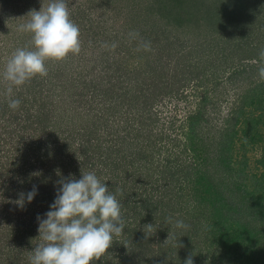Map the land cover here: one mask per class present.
Returning <instances> with one entry per match:
<instances>
[{
    "label": "trees",
    "instance_id": "16d2710c",
    "mask_svg": "<svg viewBox=\"0 0 264 264\" xmlns=\"http://www.w3.org/2000/svg\"><path fill=\"white\" fill-rule=\"evenodd\" d=\"M0 2L2 4V0ZM242 4L239 6L245 10ZM245 12L249 17L244 19L248 21L236 25L233 23L234 15L218 14L209 21L216 26L219 35L229 41L228 44L232 43L230 53L219 50L216 57L230 64L228 68L233 72V79V74L254 78L258 70L256 61L259 60V52L264 49L262 37L258 39L259 43L253 44L258 52L254 51L253 56L246 57L245 61L242 59L249 49L244 51L243 47L253 40L245 43L247 29H254L253 26L257 24L255 19L262 21L261 25L264 23V11H253L252 15ZM168 17L178 20L174 15ZM29 34H23L24 45L18 40L14 46L24 47L26 35ZM83 38L84 33L81 32V52L78 55L70 54L60 62L47 61L46 77L37 76L14 90L13 98L21 101L16 110L8 106L7 84L2 75L7 59L0 56V128L8 130L0 131V264H30L31 252L41 243L37 217L46 219L45 213L56 198L59 181L69 178L70 174L80 179L81 170L94 171L117 195L125 220L124 233L114 237L108 252L95 264H184L189 255H192L194 264H264V169L256 172L253 178H243L250 167L247 162L249 151L260 146L264 154V82L259 79L245 82L243 92L237 91L239 97L225 111L220 109V105L228 95L222 94L223 98H219L218 92L210 96L209 90L200 91L203 94L198 109L187 117V129L185 123L180 127L182 135H186L189 141L185 151L193 156L190 166L185 163V167H189L185 174L187 199L176 202L168 195L172 190L170 176L179 173L171 170L180 166L179 159H172L168 155L164 163L154 165V154L159 151L157 147L164 148L168 143L173 148L176 145L173 137L161 131L156 133L157 138L153 141L148 139L145 145L137 143V147L138 138L143 136V127L138 128L137 136L131 137L132 141L118 138L122 133L119 124L113 131L105 127L108 131L105 133L102 127L104 117L84 110L83 106L91 104L88 99L91 89L96 90V96H110L108 91L99 89L98 80L81 66L84 59L93 61L92 58H103L98 53L99 48L92 56L87 55L84 50L95 47L85 44ZM97 39L102 42L100 37ZM147 40H150V36ZM31 47L27 49L33 50ZM156 47L152 44V48ZM234 47H241L242 50L233 52ZM179 56H182L181 51ZM212 58L210 55L207 59L202 57V61L190 59L191 62L187 61L183 70L197 72L198 68L206 66L205 63H213ZM132 59L129 56V59L123 57L114 60L111 67L118 73L117 79L123 77L130 80L125 88H137L139 91V83L142 84L141 94L135 98L142 100L143 107L138 113L143 121L142 126H145L143 113L150 114L159 97L182 86L185 75L183 73L180 79L177 74L172 75L170 72L178 69L169 63V66L159 68L150 66L144 71L138 66L137 70ZM136 74L141 76V82L135 79ZM206 107L211 108L209 115L214 113L211 115L212 123L206 117ZM70 108H75V113ZM74 114L85 117L83 126L70 127L62 122L66 120L65 123H70ZM90 118L93 123L89 122ZM148 131L150 135L153 132ZM107 136L108 139L112 138L109 136H116L114 142V137L105 142ZM166 138L169 140L167 143ZM174 138L179 140L177 135ZM119 141H123V145L118 146ZM10 142L13 143L14 154L17 150L22 151L13 163L14 172L9 169L8 159H4L8 158L7 144ZM17 142H21L23 147H18ZM152 143L154 150L148 151ZM121 150L125 153H121ZM167 150H170L168 146ZM239 151L241 154L238 155ZM142 160L143 165L139 167ZM260 161L264 165V158ZM156 173L158 176L155 177ZM34 187L37 194L32 202L25 200L24 206L20 207L17 204L20 194H27ZM168 200H172V204L167 203ZM168 217L172 218L171 224L166 223ZM176 220H183L190 227L187 230L176 229ZM147 224H157L158 234L147 233L149 237L146 238L143 228ZM169 233L174 234L183 246L178 248L172 242L165 243Z\"/></svg>",
    "mask_w": 264,
    "mask_h": 264
},
{
    "label": "rangeland",
    "instance_id": "374dc122",
    "mask_svg": "<svg viewBox=\"0 0 264 264\" xmlns=\"http://www.w3.org/2000/svg\"><path fill=\"white\" fill-rule=\"evenodd\" d=\"M241 2L245 10L242 9V6H239ZM42 3L46 7L48 0H2V4H7V6L4 7L0 2V31L3 30L5 32L0 33V56L3 57L2 59L8 60L17 48L23 47L14 46L17 44L16 41L18 40L24 45L22 39H24L23 34L25 33L19 31V25L25 23L29 19V17L25 16L30 10L35 9L39 11L42 7ZM191 4H193V7ZM68 6L71 19L77 22L76 24L79 26L80 33H84V43H88L95 47L90 50L85 49L84 51L87 52V55L92 56L94 51L99 48L98 53H101L100 55L103 56L101 59L99 57V60L92 58L93 61L84 59V65L81 66L85 68V72L88 70V72L98 80L97 82L100 84L99 89L108 91L107 93L110 96L109 98L103 95L102 97L96 96V90L94 91L91 89L88 92V99L91 100V104L88 103L83 106L84 110H91V113L95 112L104 117V124L102 127L105 133L108 132L105 127L108 126L111 128L109 130L113 131L119 124L122 133L118 138L124 137L132 141L131 137L133 135L137 136L138 128L143 127V136L138 138L136 142L137 147V143L145 145L148 139L153 141L154 138H157L156 133H161V131H163L164 134L166 132L165 135H171L176 145L172 148L167 143L169 140L166 138L165 142L170 150H167V146L164 148L157 147L159 151L154 154L156 158L153 157L150 161L153 162L155 158L156 164L154 163V165H159V162L164 163V159L168 155H170L172 159H179L180 166L171 170L179 171V173L176 176H170L172 177V190L171 194L168 193V196L176 202L179 200L185 201V199H187L185 197L187 189L185 174L189 169V167L188 169L187 166L185 167V163L190 166L192 161L191 156L193 155L191 152L185 151L187 147L186 144L189 141L188 138H185L186 135H182L180 127L185 123L187 129V117L191 112L198 109L203 94V92L200 91H204V89L209 90L211 92L210 96L212 94L216 95L218 92V95H220L219 98H223L222 94L224 96L228 95L220 105V109L225 111L229 105L239 97L236 94L237 91L243 92L244 85L246 86L245 82L248 83L253 79L256 81L259 79L258 70L255 71V76L252 79L248 75L239 74H233L235 79L231 77L233 72L231 68H228L230 64H228L225 59L220 57L217 58L216 55L219 50H226L227 53H230V51H232V43L230 41L231 44H228L229 41L225 37L220 36L216 30V26H213L209 21L211 17H218V14H226L235 16V20L233 21L235 25L238 22H247L248 20L244 18L249 17V15L247 14L246 16L245 11L251 15L253 11L257 13L260 11L263 12L264 0H68ZM220 9L223 10L218 11ZM257 13L254 14L257 15ZM170 15L177 16L178 20L171 19V17H168ZM255 21L257 23L256 26H253L254 22L251 24L254 29H247L251 32L246 31L247 37L244 39L245 43L253 40L246 43V46L243 47L244 51L249 48L247 52L244 53V56H242L244 61L246 57H252L254 51L255 53L258 52L256 48H253V44L259 43L260 41H258V39L261 40V38L264 37V23L261 25L262 21L256 19ZM11 29L13 31H10ZM7 31H9V34H6ZM131 33H138V36H132L130 35ZM148 36H150L151 51L138 50L141 46V41H148ZM26 37V45L23 48H32L31 34H29V36L26 35ZM98 37L102 39V42L97 39ZM113 44L116 45L114 49L112 48ZM152 44L158 47L152 48ZM240 46L242 47V45ZM241 47H234L233 52H237L238 49L242 50ZM179 51H181L182 58L179 56ZM133 54L134 57H131ZM210 55L214 57L212 58L213 63H205L206 66L200 69L198 68L197 72H192L190 69L183 70L187 61L191 62L190 59H192V61H202V57H206L207 59ZM129 56L130 59L133 58L132 61H134L137 70L138 66L144 71L147 70L145 68L150 66L159 68L162 66H169V63L171 66L178 69L176 71L174 70V72H170L172 75L177 74L178 79L182 78L183 73L185 75L184 84L182 85L181 82H178L182 86L163 94L162 97H159L156 101L155 99H151L155 102L151 108L150 114L148 113L145 115L143 113L145 126H142L143 121L138 113L140 112L139 109L143 107L142 100L135 98V96L141 94L142 84L139 83V91L137 88L133 90L125 88V85H127L130 80L127 81L123 77L117 79L116 75H118V73L114 72L111 67L114 60L123 57L129 59ZM178 59L181 61H178ZM5 65L6 64H4V67ZM79 69H81V67H79ZM156 74L158 75L159 73L156 72ZM140 77L141 76L137 74L135 75V79L137 80L138 78L141 82ZM172 78L176 80L174 77ZM248 79H250V81H248ZM178 88H180V90L176 91ZM1 91L2 89H0V93H2ZM83 107L81 109H83ZM206 109V117L209 119V122L212 123L211 115H214V113L212 112V114L209 115L211 108L206 107ZM71 111L75 113V108L71 109ZM155 113H157V115ZM83 118L85 117L74 114L72 119L70 118V123H65L66 120L62 122L66 126L79 127L83 126L86 122ZM89 122L93 123L94 121L92 122L91 119ZM206 129L207 128H205V130ZM148 130L153 131L151 135L148 133ZM0 131L8 130L6 128H0ZM127 131L131 132L126 133ZM123 135H126V137ZM176 135L179 140L174 138ZM109 137H114L113 139L111 138L114 142L116 136ZM111 139H108L107 136L104 141L109 142ZM7 145L8 158L5 157L4 159H8L9 169L14 172L13 163L16 162L17 154H20L22 151L17 150L14 154L12 152L13 143L10 142ZM16 145L18 147H23L21 142H17ZM108 145H110V143ZM120 145H123V141L118 142V146ZM144 148H146V146H144ZM262 149L263 148L259 146L258 149L254 148L249 151L247 162L250 164V167L246 169L248 172L245 171V176H243V178H253L256 172L263 171L264 165H262L263 163L260 161V159L264 158ZM153 150V143L151 145L149 144L148 151ZM121 153H125V151L121 150ZM239 154H241V151L238 152V155ZM142 163L143 160L139 164V167H142ZM160 171H162L161 168ZM156 176H158L157 173L155 174V177ZM173 193H176L175 196H173ZM172 200H168L167 203L172 204ZM153 220H155V215L153 216ZM155 222H158V220ZM156 227L157 224L154 225V228Z\"/></svg>",
    "mask_w": 264,
    "mask_h": 264
},
{
    "label": "clouds",
    "instance_id": "9594fccd",
    "mask_svg": "<svg viewBox=\"0 0 264 264\" xmlns=\"http://www.w3.org/2000/svg\"><path fill=\"white\" fill-rule=\"evenodd\" d=\"M25 17L29 19L19 25V31L31 34L33 50L17 48L2 73L7 84L8 106L13 110L21 104L13 98L14 90L37 76L46 77L47 61L60 62L70 54L81 52L80 29L70 17L68 0H48L46 7L42 3L39 11L32 9ZM130 35L138 36V33ZM115 47L113 44L112 48ZM141 49L151 51V42L141 41L138 50ZM256 63L259 80L264 82V49L259 52ZM59 185L56 198L45 213L46 219L37 217L41 243L31 252L30 264H95L108 252L114 237L124 233L121 203L94 171L81 170L80 179L70 174ZM36 194L35 187L27 194L21 193L17 204L23 207L25 200L31 203ZM166 223L171 224L172 218H166ZM174 227L187 230L190 226L176 220ZM143 231L147 238V233L157 229L147 224ZM164 242H172L178 248L183 246L170 233ZM184 264H194L192 255Z\"/></svg>",
    "mask_w": 264,
    "mask_h": 264
}]
</instances>
